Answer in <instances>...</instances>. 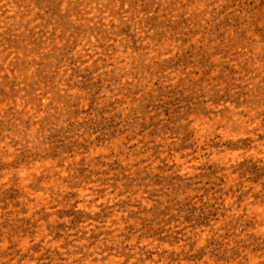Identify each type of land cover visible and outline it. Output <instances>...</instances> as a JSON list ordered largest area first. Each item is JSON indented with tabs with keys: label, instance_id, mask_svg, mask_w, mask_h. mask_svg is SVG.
<instances>
[{
	"label": "clouds",
	"instance_id": "obj_1",
	"mask_svg": "<svg viewBox=\"0 0 264 264\" xmlns=\"http://www.w3.org/2000/svg\"><path fill=\"white\" fill-rule=\"evenodd\" d=\"M0 7L19 13L15 17L19 23L0 27V63L26 66L22 75H13L23 81L18 97L0 105V191L15 186L20 193L0 213V264H166L170 253L194 252L199 244L191 247V241L169 247L127 239L122 233L126 224L134 223L121 221L127 211L95 219L103 207L122 199L123 182L117 187L113 162L118 160L131 175L140 158L137 153L146 146L137 142L130 150L123 138L94 143L99 133L81 126L92 117L85 111L88 93L74 72L92 70L94 81L100 82L97 107L113 105L127 117L139 114L145 98L156 97L161 85H174L180 78L168 62L181 48L194 45L213 66L229 65L234 70L233 93L243 90L239 103L218 108L208 100L207 114L198 115V127L192 128V117L183 122L194 132V154L225 164L230 172L247 157H264V35L257 31V25L264 27V0H22L19 5L0 0ZM152 17L155 26L148 23ZM226 17L239 23L217 31ZM127 25L138 46L122 31ZM186 33L191 37L188 44L183 43ZM41 68L50 79L41 80L37 75ZM70 126L69 135L74 133L90 147L53 156L51 136ZM125 135L130 138L131 133ZM214 138L221 142L251 138L252 144L232 152L213 147L209 141ZM25 152L32 155L21 160ZM82 160L89 168L85 176L78 174ZM147 165L155 167L146 158L141 167ZM232 182L238 183L237 178ZM69 193L76 195L65 199ZM66 207L92 219L73 227V217L59 215ZM259 212L264 218V206ZM22 217L36 222L28 226L30 230L18 222ZM56 224L65 225L59 237L48 227ZM256 231L264 234V227ZM149 248H158L159 255L146 262L142 250ZM240 261L254 264L244 252Z\"/></svg>",
	"mask_w": 264,
	"mask_h": 264
},
{
	"label": "rangeland",
	"instance_id": "obj_2",
	"mask_svg": "<svg viewBox=\"0 0 264 264\" xmlns=\"http://www.w3.org/2000/svg\"><path fill=\"white\" fill-rule=\"evenodd\" d=\"M9 2L19 5L22 0ZM18 14L0 7V27L5 23L10 27L19 23L15 20ZM155 20L152 17L148 23L155 26ZM238 23V19L226 17L217 25L216 30ZM176 27L179 29L180 25ZM122 31L131 36L133 46H138L130 25L123 27ZM257 31L264 35V27L257 25ZM158 35L161 38L163 36L162 33ZM190 38L186 33L183 43L188 44ZM168 63L180 78L174 85H161L156 97L145 98L139 114L133 112L127 117H122L113 105L98 108L100 82L94 81L92 70L85 69L80 72L75 69L74 74L81 77L79 86L88 93L89 106L85 111L92 117L81 126L93 130L94 134L99 133L94 143L99 145L123 138L130 145V150L135 149L137 142L146 146L137 153L140 158L133 165L136 171L131 175L118 160L113 162L111 167L117 173V187L123 182L119 193L122 199L103 207L95 219L108 218L114 211H127V217L121 215V221H134L126 224V232L122 233L127 239L135 238L138 242L148 240L169 247L181 241H191V247L199 244L194 252L170 253L165 258L166 264H180L177 255L183 257L185 264H242V252L254 264H264V260H261V256H264V234L256 231L259 227H264V218L259 212V208L264 206V157H247L232 166L229 172L227 165L218 161L209 162L194 154L196 150L191 142L194 132L183 122L192 117V128L198 127V115L207 114L204 104L208 100L218 108L221 104L239 103L243 90L235 94L232 91L230 77L234 70L226 64L213 66L207 54L194 45L176 51ZM25 67L22 63L13 65L7 60L0 63V105L5 100L18 97L17 87L23 81L19 76L13 78V75H22ZM37 75L42 81L50 79L43 68L38 69ZM19 90L23 91V88ZM79 112L80 109L77 108V114ZM72 131L73 126H70L69 129L51 136L53 156L88 150V143L80 142L74 133L69 135ZM126 132L131 133L130 138L125 135ZM261 138L264 139V136ZM209 143L221 150L227 148L232 152H239L241 148L249 147L252 140L248 138L239 142H221L214 138ZM145 150L149 153L147 157ZM31 155L25 152L21 160H26ZM146 158L152 161L154 168L151 165L141 167ZM87 173L89 168L82 160L78 174L85 176ZM232 177H236L238 183H233ZM245 185L249 187L245 189ZM253 187L259 191H252ZM19 194L15 186L0 191V213L7 210ZM75 195L69 193L65 199L72 196L74 198ZM129 209L132 211H128ZM59 215L73 217V227L84 223L86 219H92L87 213L76 211L74 207L62 209ZM18 222L25 230H30L28 226L36 223L31 217H22ZM48 227L59 237V230L65 225ZM193 237L197 239L193 240ZM158 255V248L142 250V257L146 262L152 261ZM133 264L137 262L134 261Z\"/></svg>",
	"mask_w": 264,
	"mask_h": 264
}]
</instances>
